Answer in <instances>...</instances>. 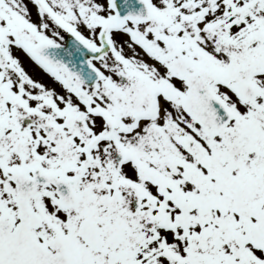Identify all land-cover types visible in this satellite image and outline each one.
<instances>
[{
  "label": "snow or ice",
  "instance_id": "obj_1",
  "mask_svg": "<svg viewBox=\"0 0 264 264\" xmlns=\"http://www.w3.org/2000/svg\"><path fill=\"white\" fill-rule=\"evenodd\" d=\"M0 264H264V0H0Z\"/></svg>",
  "mask_w": 264,
  "mask_h": 264
}]
</instances>
